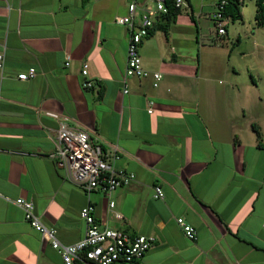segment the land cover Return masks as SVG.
I'll return each instance as SVG.
<instances>
[{"label":"crops","instance_id":"obj_1","mask_svg":"<svg viewBox=\"0 0 264 264\" xmlns=\"http://www.w3.org/2000/svg\"><path fill=\"white\" fill-rule=\"evenodd\" d=\"M130 1L0 0V264H62L19 197L64 243L84 236L88 204L102 225L156 237L139 261L115 264H264V68L253 51L236 50L245 31H231V19L205 42L201 20L213 25L215 0H189L140 44L159 86L129 78L126 93L129 30L115 18ZM30 67L36 77L20 80ZM89 79L94 87L84 88ZM64 117L109 157L118 148L115 166L134 181L89 195L71 181L50 156ZM157 185L164 199L154 198ZM179 217L196 228L195 241Z\"/></svg>","mask_w":264,"mask_h":264},{"label":"built area","instance_id":"obj_2","mask_svg":"<svg viewBox=\"0 0 264 264\" xmlns=\"http://www.w3.org/2000/svg\"><path fill=\"white\" fill-rule=\"evenodd\" d=\"M203 1V0H202ZM242 5L246 0H238ZM175 7L189 8V0H175ZM228 0H215L214 10L210 17L214 28L220 35L226 34ZM167 0H131L128 11L115 18V23L126 26L129 30V43L127 50V65L124 73L125 92L129 78H153V86L158 87L163 76L160 72H151L143 67L140 55V44L155 28L156 23L169 13ZM4 54L0 53V68L4 67ZM70 65V57L66 66ZM37 70L30 67L26 72L20 73V80L35 78ZM82 75L88 77L89 64L82 66ZM84 88H93L89 79L83 82ZM152 106L154 103L149 102ZM149 113L153 108L148 109ZM58 118L57 114H52ZM118 148L109 157L103 145L94 140L84 129L74 127L69 118H62L56 131L55 149L51 158L59 163L66 176L78 184L89 195L93 191L110 194L118 188L131 184L135 179L134 173H129L115 166V161L120 158ZM165 193L161 186L154 187V198L164 199ZM15 204L24 212V217L30 225L40 233L44 241L58 251L62 264H115L116 262L133 263L139 261L151 249L156 237L154 235H131L126 230L102 225L96 215L95 206L88 204L80 211V217L85 223L84 236L74 243H64L58 237L55 227L47 225L36 211L33 201L23 197L17 198ZM111 207L115 203L111 202ZM117 218H122L118 213ZM178 225L184 234L191 240L197 239V230L187 223L183 217L177 219ZM264 226V224H263Z\"/></svg>","mask_w":264,"mask_h":264},{"label":"rangeland","instance_id":"obj_3","mask_svg":"<svg viewBox=\"0 0 264 264\" xmlns=\"http://www.w3.org/2000/svg\"><path fill=\"white\" fill-rule=\"evenodd\" d=\"M207 1V0H206ZM209 8L206 7L205 11ZM256 2L255 0H246L242 7L243 21L229 22L231 31H245L242 33L240 42L236 44V50H245V52L253 51V60L260 67L264 68V27H258L255 22ZM204 18V17H203ZM202 31L208 43H213V38L208 34L209 28H214L211 22L204 18L201 20ZM253 33H255L253 35ZM202 38V37H201ZM202 41V40H201ZM251 58V57H249ZM258 72L255 71V75Z\"/></svg>","mask_w":264,"mask_h":264},{"label":"trees","instance_id":"obj_4","mask_svg":"<svg viewBox=\"0 0 264 264\" xmlns=\"http://www.w3.org/2000/svg\"><path fill=\"white\" fill-rule=\"evenodd\" d=\"M175 0H167L169 6V13L161 18L160 21L156 23L155 28L165 29L171 22H174L179 14L187 8H177L174 4ZM190 2V1H189ZM256 2V13L255 21L258 27H264V0H255ZM244 4H240L238 0H228V5L226 9V15L228 19L233 22L237 20H243V15L241 13V8ZM154 28V29H155ZM136 262V261H135ZM134 263V262H133Z\"/></svg>","mask_w":264,"mask_h":264}]
</instances>
